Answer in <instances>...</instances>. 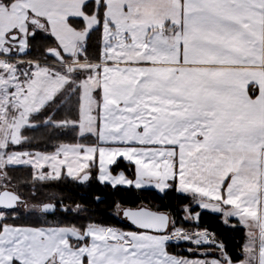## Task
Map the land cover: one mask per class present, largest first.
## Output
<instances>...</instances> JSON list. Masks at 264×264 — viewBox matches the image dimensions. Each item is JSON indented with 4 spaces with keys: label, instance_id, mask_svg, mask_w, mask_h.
Wrapping results in <instances>:
<instances>
[{
    "label": "snow or ice",
    "instance_id": "snow-or-ice-1",
    "mask_svg": "<svg viewBox=\"0 0 264 264\" xmlns=\"http://www.w3.org/2000/svg\"><path fill=\"white\" fill-rule=\"evenodd\" d=\"M0 264H264V0H0Z\"/></svg>",
    "mask_w": 264,
    "mask_h": 264
},
{
    "label": "trees",
    "instance_id": "trees-1",
    "mask_svg": "<svg viewBox=\"0 0 264 264\" xmlns=\"http://www.w3.org/2000/svg\"><path fill=\"white\" fill-rule=\"evenodd\" d=\"M28 135L34 137L36 141L32 147L43 150L44 144L43 141L47 139L48 132L44 129H39L37 131H29ZM48 150H51L50 148ZM13 178L14 183H17L20 187L19 189L23 192L26 197H30L32 192L35 191L38 194V199L44 200L49 197V193H46L47 188L33 190L31 184L30 172L26 169H20L13 171L10 174ZM25 185H28L27 187ZM48 189L55 190L61 197H63L67 202L83 205L85 208L96 209L98 215L104 219L106 223H116L115 219L109 215L110 212H113L114 209L110 207L113 200H119L122 197L126 196V192H116L111 187H106L98 181L94 180L90 182L87 186L80 185L74 182H66L53 184V186L48 187ZM50 191V190H49ZM48 191V192H49ZM142 197H149L156 204H172L175 207L176 200L174 197L169 199L162 200L161 197L152 191H146L141 194ZM94 197H101L104 199V203L97 204L94 201ZM201 228H206L208 231L215 233L218 237L223 239L226 244L229 245V250L232 251L235 245L239 242L241 236L243 235L242 231L234 230L229 226H226L222 222V218L216 214H213L209 211H204L200 220ZM235 223V221H233ZM187 227V225H185ZM187 245H182L186 247ZM179 251L180 249H174ZM187 254V253H183Z\"/></svg>",
    "mask_w": 264,
    "mask_h": 264
},
{
    "label": "rangeland",
    "instance_id": "rangeland-1",
    "mask_svg": "<svg viewBox=\"0 0 264 264\" xmlns=\"http://www.w3.org/2000/svg\"><path fill=\"white\" fill-rule=\"evenodd\" d=\"M43 150H44V148H43ZM94 180H96V179L93 178V179L91 180V182L94 181ZM96 181H97V180H96ZM66 182H72V181H70V180H68V179H62L61 181L50 182V183H47V184H45V185H43V186H41V185H36V186L33 187L32 189H33V190H37V189L47 188L46 193H49V194H50L49 197H51V196L54 195L58 200H59V199H62L63 202H64V204H65L66 206L75 207V205H77V204L73 205L72 203L67 202L63 197H61L57 192H55V190L48 189V187L53 186V184L66 183ZM74 183H75V182H74ZM89 183H90V182H89ZM89 183H84V184H80V185L87 186ZM19 190H20V189H19ZM49 190H50V191H49ZM20 191H21V190H20ZM48 191H49V192H48ZM22 194H23L24 196H26L23 192H22ZM49 197H48V198H49Z\"/></svg>",
    "mask_w": 264,
    "mask_h": 264
}]
</instances>
